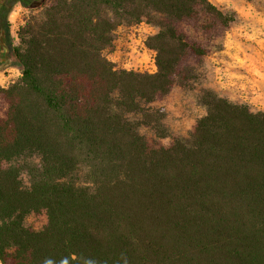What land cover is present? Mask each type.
<instances>
[{
  "label": "trees",
  "instance_id": "16d2710c",
  "mask_svg": "<svg viewBox=\"0 0 264 264\" xmlns=\"http://www.w3.org/2000/svg\"><path fill=\"white\" fill-rule=\"evenodd\" d=\"M235 21L211 0H0V66L21 71L0 83L1 264H264V110L206 89L189 139L139 130L168 135L153 103ZM141 22L158 28L153 72L104 55Z\"/></svg>",
  "mask_w": 264,
  "mask_h": 264
},
{
  "label": "rangeland",
  "instance_id": "374dc122",
  "mask_svg": "<svg viewBox=\"0 0 264 264\" xmlns=\"http://www.w3.org/2000/svg\"><path fill=\"white\" fill-rule=\"evenodd\" d=\"M211 1L224 10L233 11L236 21L214 42L203 58L198 78L190 86L175 85L169 94L153 103L166 111L164 121L168 135L157 138L151 128L142 125L139 130L149 139H157L165 145L174 138L189 139L196 121L207 111L200 101L206 89L235 103H246L254 111L264 110V0ZM29 14L30 10L21 5H16L10 13L11 30L17 44V32ZM157 31L155 25L147 22L121 24L115 29L114 41L104 50V55L119 68L153 72L156 70L155 52L145 45V40ZM246 65L253 69L247 71ZM226 71L231 72L228 77ZM20 75L14 61L5 59L0 66V83L9 86ZM23 180L29 185L26 173ZM45 223L44 214L32 213L26 218V224L35 229Z\"/></svg>",
  "mask_w": 264,
  "mask_h": 264
},
{
  "label": "crops",
  "instance_id": "0c3cea01",
  "mask_svg": "<svg viewBox=\"0 0 264 264\" xmlns=\"http://www.w3.org/2000/svg\"><path fill=\"white\" fill-rule=\"evenodd\" d=\"M227 69V67H225V70ZM245 69H247V71H251L253 69V66H250V65H246ZM224 71V69H222ZM226 73V77H228L230 75L231 72H225ZM251 73V72H249Z\"/></svg>",
  "mask_w": 264,
  "mask_h": 264
}]
</instances>
